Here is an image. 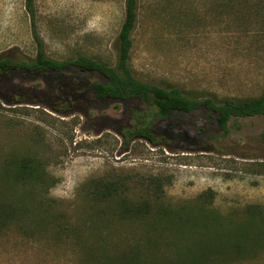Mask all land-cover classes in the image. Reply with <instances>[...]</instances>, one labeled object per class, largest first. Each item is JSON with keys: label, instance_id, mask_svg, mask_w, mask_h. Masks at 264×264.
<instances>
[{"label": "rangeland", "instance_id": "obj_1", "mask_svg": "<svg viewBox=\"0 0 264 264\" xmlns=\"http://www.w3.org/2000/svg\"><path fill=\"white\" fill-rule=\"evenodd\" d=\"M26 1L0 0V57L35 58L36 31L47 57L116 63L126 0H33L34 17ZM213 3L138 0L135 75L198 97L264 92V37L228 21ZM102 78L73 66L0 74V168L33 157L44 172L43 180L13 182L0 193V202L27 210L0 230V264H102L108 253L141 242L173 259L198 236L157 229L151 246L143 225L108 208L111 199L93 201L99 180H120V197L133 202L160 199L175 209L191 208L204 192L220 214L264 205V114L232 118L228 132L202 110L158 120L137 99L96 97L92 86ZM153 120L154 142L132 135L139 122ZM216 261L264 264V246L253 257Z\"/></svg>", "mask_w": 264, "mask_h": 264}, {"label": "trees", "instance_id": "obj_2", "mask_svg": "<svg viewBox=\"0 0 264 264\" xmlns=\"http://www.w3.org/2000/svg\"><path fill=\"white\" fill-rule=\"evenodd\" d=\"M28 12L34 17L33 0H27ZM138 0H126L125 18L117 41V61L115 64L95 58L79 57L76 59H54L47 57L43 50L42 40L35 31L38 51L35 58L0 57V74L15 70L61 71L68 67H76L81 71L98 73L103 76L95 81L92 89L98 98H115L122 100L137 99L152 106L156 110V119H169L174 111L191 112L206 111L212 114L221 129L228 132V123L232 118L252 117L264 114V92L257 96L219 95L209 93L207 96H191L184 89L174 84H159L142 80L135 75L131 65L133 47L132 34L137 24ZM213 9L223 14L228 21H235L240 26L251 25L259 36L264 37V0H214ZM32 18V17H31ZM34 24V21H33ZM247 30L246 28H243ZM153 121H141L132 131L133 136L143 137L154 142ZM10 159L0 168V193L13 190V182L40 181L44 178L41 162L33 157ZM155 183V182H154ZM120 180H99L90 190L94 199L107 201L111 199L110 209L114 214L134 219L149 232L145 238L152 246L154 230H173L181 234L188 233V228L196 232L194 240L178 251L175 258L168 259V254L158 257L149 253L146 243L136 244L108 253L102 264H220L217 259L226 261L230 257H253L260 247L264 246V205L250 204L239 216L232 213L220 214L209 209L204 198L205 192L191 205L178 209L165 205L162 200L153 203L147 200L131 201L121 195ZM157 184V183H155ZM122 192V191H121ZM156 196L159 191L155 190ZM116 199V202L112 201ZM27 212L24 206L12 202H0V230L7 227L10 220L18 219ZM98 217H107L105 212H95ZM198 216V218L193 217ZM189 230V231H190ZM184 231V232H182ZM105 250V248L103 249ZM93 257V256H92ZM91 256L87 255L86 259Z\"/></svg>", "mask_w": 264, "mask_h": 264}]
</instances>
